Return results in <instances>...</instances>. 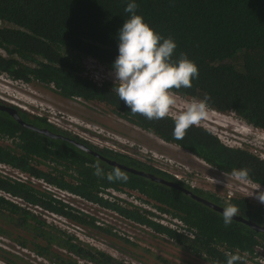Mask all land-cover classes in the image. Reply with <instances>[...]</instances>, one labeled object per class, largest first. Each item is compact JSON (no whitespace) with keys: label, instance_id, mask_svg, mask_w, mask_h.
Here are the masks:
<instances>
[{"label":"trees","instance_id":"obj_1","mask_svg":"<svg viewBox=\"0 0 264 264\" xmlns=\"http://www.w3.org/2000/svg\"><path fill=\"white\" fill-rule=\"evenodd\" d=\"M131 2L0 0V71L25 83L49 86L64 98L103 102L118 117L175 143L218 170L231 173L234 168H248L249 179L264 185V157L226 143L203 125L191 127L184 139L177 140L171 117L150 121L140 114L133 115L130 107L113 92L115 80H97L86 71L85 61L90 58L114 69L119 54L118 32L131 16L125 12ZM134 2L138 5L136 14L142 15L164 38L171 37L176 42L173 59L178 60L185 53L199 67V79L193 80V86L176 92L198 100L210 97L209 107L234 112L248 124L264 128V0ZM33 115L38 126L60 136L53 133L42 136L31 131L16 137L17 130L22 128L16 118L12 122L17 126L7 119L0 121V162L28 175L26 179H18L0 174V219L4 222L0 224L1 239L9 238L17 247L28 249L52 264H134L83 241L76 233L43 217L45 212H51L83 225L100 226L94 216L56 195L57 188L163 233L211 264H226L228 253L246 256L247 264H264V230L248 222L264 226V204L243 194L229 199L211 191L204 194L149 160L104 147V151L98 152L112 162L117 160L131 168L163 175L202 193L221 207L229 203L237 205L242 219L234 218L225 226L220 209L191 197L182 188L122 166L119 168L129 176L127 182L98 178L91 167L97 161L105 173L118 166L68 141L65 138L68 130L55 126L45 113ZM75 139L87 141L78 135ZM94 146L95 150L100 149ZM29 177L39 179V186ZM111 187L143 193L157 212L137 204L122 205L116 196L108 195ZM159 210L170 214L169 218L158 214ZM174 217L181 225L170 224Z\"/></svg>","mask_w":264,"mask_h":264},{"label":"rangeland","instance_id":"obj_2","mask_svg":"<svg viewBox=\"0 0 264 264\" xmlns=\"http://www.w3.org/2000/svg\"><path fill=\"white\" fill-rule=\"evenodd\" d=\"M85 66L86 71L97 80H115L114 69H108L95 59H87ZM177 96L179 100L174 110L176 112L181 111L187 103L196 99L182 92H177ZM0 99L14 100L13 104L21 108L22 106L31 108V104L43 108L48 115L52 114L51 122L56 126L72 131L99 146L114 149L111 145H118L126 151L125 153L149 160L172 175L175 172L184 173L191 178L190 182L181 180L183 183L195 185L193 187L204 192H215L224 199L230 198L228 194L232 196L243 194L255 200L254 202L261 203L252 194L258 187H260L259 191H264V185L250 179L247 183L236 181L231 173L218 170L175 143L159 138L156 134L118 117L110 106L103 102L64 98L49 86L25 83L1 71ZM201 125L216 132L230 145L248 148L259 156L263 153L260 150L264 151V128L248 124L234 112H222L209 107V115ZM0 174L23 179L27 177L26 172L2 162H0ZM31 180L37 186L41 183L37 178L32 177ZM56 192V195L61 196L73 207L94 216L96 224L100 226L83 225L66 216L51 212H45L43 217L66 228L69 232L76 233L83 241L107 250L114 256L134 264H211L204 257L178 245L167 235L156 233L150 227L134 222L114 209L101 206L65 190H56ZM109 192L108 195L116 196L119 199L117 201L122 205L137 204L157 212L153 203L136 190H113V193L109 190ZM158 214L169 218L166 215L168 213L160 210ZM176 220L171 218L170 224ZM1 223H4L2 219H0ZM177 225H181V222H177ZM13 236H15L14 232ZM0 241L3 242L0 243L2 244L0 264H52L28 249L17 247L16 243L9 238L1 239L0 237ZM10 244L12 246H9Z\"/></svg>","mask_w":264,"mask_h":264},{"label":"clouds","instance_id":"obj_3","mask_svg":"<svg viewBox=\"0 0 264 264\" xmlns=\"http://www.w3.org/2000/svg\"><path fill=\"white\" fill-rule=\"evenodd\" d=\"M137 8L138 5L134 0L127 5L125 12L130 13L131 16L126 19L118 32L119 54L113 64L115 77L113 92L130 107L133 115L140 114L150 121L171 117L175 124L173 136L177 140H182L191 127H198L207 119L210 97L194 99L181 111H174L179 100L175 90L191 88L193 80L199 79V67L185 53H181L178 60L173 59L177 48L176 42L171 37L164 38L157 33L145 22L142 15L136 14ZM14 107L18 106L14 105ZM91 167L94 168L95 176L106 177L109 182L129 180L127 173L119 167L107 173L99 161ZM231 176L240 183H247L250 170L234 168ZM259 189L260 187L252 195L264 203V191ZM222 209L225 226H229L234 217L240 216L237 205L229 203ZM238 262L247 264L246 256H241L239 253L227 254L226 264H238Z\"/></svg>","mask_w":264,"mask_h":264},{"label":"flooded vegetation","instance_id":"obj_4","mask_svg":"<svg viewBox=\"0 0 264 264\" xmlns=\"http://www.w3.org/2000/svg\"><path fill=\"white\" fill-rule=\"evenodd\" d=\"M2 105H3V106H2ZM4 105L14 107L13 104H11V103H9V102H7V101H5V100L0 99V121H1L2 119H7V120H10V121H11V123H12L13 126H17L16 123L12 122L13 118L15 119L16 117H14L13 114H12L9 110H7V109L4 107ZM12 105H13V106H12ZM14 108L17 109L18 115H19V117H20L19 119L16 118V122L22 125V128H19V130H17L16 135H15L16 137H17V135H19V134H24V132H31V131H32V132H36L38 135L46 136L47 133H44V132L40 131L39 129H48V130H49L50 132H52L53 134H55V135H57V136H60L59 133H55L53 130H50V129L47 128V127H44V126H41V125L38 126V125L35 123L36 121H35V120L33 119V117L31 116V114H34V113H31V112L25 110V111L27 112V114H29V116H28L27 114H22L23 112H21L20 110H23V109H21V108L18 109V107H14ZM34 115H35V114H34ZM34 115H33V116H34ZM37 116H38V115H37ZM20 119H21V120H20ZM18 120H19V121H18ZM24 122H26V123H24ZM11 123H10V125H11ZM36 125H37V126H36ZM55 126H56V125H55ZM64 130H66V129H64ZM68 132H69V133L65 134V138H66L68 141L73 142V143L77 144V145L80 146V147H82L81 145H83L84 147H86L85 149H87V150L93 152V153H94L97 157H99L100 159H102V160H106L107 162L112 163L114 166L121 167V165H122L121 162H118L117 160H115V162H112V161H110V160H112V159H109L108 157H106V155H103L102 153L98 152L99 150H103V147H104V150H105V148H109V147H105V146H99V145H97V146L100 147V149L95 150V149H94V148H95L94 145H96V144H94L93 146H90V145H92L93 143L88 142V140H87V141L77 140V139H75V136H76L75 133H73L72 131H69V130H68ZM48 135H51V134H48ZM63 137H64V135H63ZM84 140H85V139H84ZM111 146L114 147V149H113V148H109V149H112V151L121 152V153H125V152H126V151H124L123 149H121L120 147H118V145H116V146H115V145H111ZM84 147H82V148H84ZM92 147H94V148H92ZM93 149H94V150H93ZM104 150H103V151H104ZM116 152H114V153H116ZM125 154H128V153H125ZM128 155H131V154H128ZM132 156H134V155H132ZM135 157H137V156H135ZM138 158H139V157H138ZM123 166H125V165H123ZM123 166H122V168L127 169V168H125V167H123ZM126 167H128V166H126ZM129 168H131V167H129ZM127 170H130V171L134 172L135 168H131V169H127ZM136 170H138V169H136ZM138 171H143V172L146 173V174L154 175L155 178H153V177H151V176H148V175H146V176L151 177V178H153V179H155V180H158V181H160V182H163V181H161L160 179L167 180V178H166L165 176H163V175H159V176H157L156 174H153V172L148 173V172H150V171H146V172H145V170H138ZM135 173H137V172H135ZM139 174H140V173H139ZM142 175H144V174H142ZM167 181H174V180H167ZM165 183H166V182H165ZM167 184H168V183H167ZM110 190H112V191H113V190L116 191V190H118V189H116L115 187H111ZM126 190H129V189H126ZM139 193H140V192H139ZM206 193H207V192H205L204 194H206ZM140 194L144 195L143 193H140ZM186 194H189L191 197H193V198H195V199H197V200H199V201H202V202L205 203V204L211 205V204H209L208 202L206 203V201H204V199H206V200H208L210 203H212L211 200L207 198V196L202 195V193H199L198 191H194V190H192L191 193L186 192ZM144 196H145V195H144ZM147 199H148V198H147ZM252 200H253V199H252ZM253 201H254V200H253ZM216 205H217V204H216ZM221 211H223V210H221ZM167 216H169V214H168ZM174 218L177 219V217H174ZM234 218L239 219V220L242 219L241 216H237V217H234Z\"/></svg>","mask_w":264,"mask_h":264},{"label":"water","instance_id":"obj_5","mask_svg":"<svg viewBox=\"0 0 264 264\" xmlns=\"http://www.w3.org/2000/svg\"><path fill=\"white\" fill-rule=\"evenodd\" d=\"M3 106V105H2ZM4 107L7 109V110H9L12 114H13V116L14 117H16V118H20L19 117V115H18V112H17V109L16 108H14V107H11V106H6V105H4ZM21 120V119H20ZM24 123H26V122H24ZM40 131H42V132H44V133H47V134H52V132H50L48 129H39ZM53 135V134H52ZM82 147H84L83 145H81ZM84 148H86V147H84ZM121 166H123V165H121ZM123 167H125V168H127V169H131V168H129V167H126V166H123ZM134 172H137V173H140V174H144V175H148V176H151V177H153V178H155V176L154 175H150V174H146V173H144L143 171H138V170H134ZM161 181H163V182H166V183H168V184H171V185H173V186H177V187H179V188H182V189H184L186 192H189V193H191L192 192V190H190V189H188V188H186V187H183L182 185H180L178 182H176V181H167V180H163V179H160ZM204 201H206V203L208 202L209 204H211V205H213L215 208H218V209H220V210H223L222 208L223 207H221V206H219V205H216V204H214V203H210L208 200H206V199H204ZM248 222H250L251 224H253V226L254 227H256V228H258V229H262V230H264V226H260V225H258V224H255V223H252L251 221H248Z\"/></svg>","mask_w":264,"mask_h":264},{"label":"built area","instance_id":"obj_6","mask_svg":"<svg viewBox=\"0 0 264 264\" xmlns=\"http://www.w3.org/2000/svg\"><path fill=\"white\" fill-rule=\"evenodd\" d=\"M9 101H11V103H15L14 102V100H9ZM31 104V103H30ZM31 106V108L29 107V106H22V109L24 108V109H26L27 111H29V112H31V113H34V114H36V115H42V114H46V116L48 117V120H50V121H52V118L53 117H51V115L52 114H50V115H48L45 111H43V108H38L37 106H35V105H33V104H31L30 105ZM261 152H263L262 153V155H261V157H264V151L263 150H260ZM5 164V163H4ZM174 176L177 178V179H179L180 181L182 180V181H185V182H190V176H188L187 177V175L185 174L184 175V173H181V172H175L174 173ZM27 177H28V175H27ZM26 177V178H27ZM14 178H18V179H23L22 177H14ZM25 178V177H24ZM25 178V179H26ZM30 179H32V177H29ZM33 178H35V177H33ZM217 182H219V181H217ZM193 186H195V185H193ZM56 190H59V189H56ZM230 192H232V190H230ZM235 195V194H234ZM110 196V195H109ZM112 196V195H111ZM110 196V197H111ZM228 196L229 197H232V194H228ZM112 198V197H111ZM252 199V198H251ZM255 201V200H254ZM162 221H169V220H165V219H163ZM171 222V221H170ZM177 222H180V221H177L176 220V223H174V224H177ZM171 225H173V223L171 224Z\"/></svg>","mask_w":264,"mask_h":264}]
</instances>
